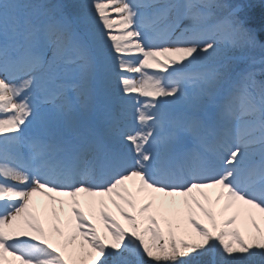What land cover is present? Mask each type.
I'll list each match as a JSON object with an SVG mask.
<instances>
[{"label":"snow or ice","instance_id":"obj_1","mask_svg":"<svg viewBox=\"0 0 264 264\" xmlns=\"http://www.w3.org/2000/svg\"><path fill=\"white\" fill-rule=\"evenodd\" d=\"M257 49L244 3L0 0V264H264Z\"/></svg>","mask_w":264,"mask_h":264},{"label":"trees","instance_id":"obj_2","mask_svg":"<svg viewBox=\"0 0 264 264\" xmlns=\"http://www.w3.org/2000/svg\"><path fill=\"white\" fill-rule=\"evenodd\" d=\"M250 1H254V0H250ZM248 2V1H247ZM248 4L250 5V3L248 2ZM251 10L257 15L259 16L262 12L264 13V11H262L258 5H251Z\"/></svg>","mask_w":264,"mask_h":264},{"label":"rangeland","instance_id":"obj_3","mask_svg":"<svg viewBox=\"0 0 264 264\" xmlns=\"http://www.w3.org/2000/svg\"><path fill=\"white\" fill-rule=\"evenodd\" d=\"M177 35H179V33H177ZM244 65H246V63H244ZM259 67H260L259 61H257V64H256L257 71H259L258 70ZM36 199L38 203H43L46 200V197L38 196Z\"/></svg>","mask_w":264,"mask_h":264}]
</instances>
